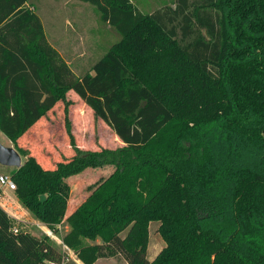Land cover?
<instances>
[{
  "label": "trees",
  "instance_id": "obj_1",
  "mask_svg": "<svg viewBox=\"0 0 264 264\" xmlns=\"http://www.w3.org/2000/svg\"><path fill=\"white\" fill-rule=\"evenodd\" d=\"M78 1L123 41L80 76L32 0H0V134L25 158L10 175L18 200L47 224L65 218L63 244L82 264H264V0H174L151 14ZM69 94L118 147L76 145ZM58 105L69 159L42 164L22 142ZM89 168L107 176L66 217L65 180ZM152 221L166 246L149 261ZM0 264L75 263L0 207Z\"/></svg>",
  "mask_w": 264,
  "mask_h": 264
},
{
  "label": "rangeland",
  "instance_id": "obj_2",
  "mask_svg": "<svg viewBox=\"0 0 264 264\" xmlns=\"http://www.w3.org/2000/svg\"><path fill=\"white\" fill-rule=\"evenodd\" d=\"M130 1L142 14H151L165 5L174 3V0ZM30 10L40 18L48 43L69 64L76 76L89 72L93 64L109 50L123 47L119 34L108 24L102 23L95 8L88 3L78 0H32ZM68 99L75 101L72 104L73 108L69 107V113L73 117L76 145L89 151H98L102 148L114 149L120 145L113 132L102 121L94 118L87 107L80 102L75 106L78 101L72 94L68 95ZM57 107L55 113H50L45 126L39 130V135H28L22 142L23 147L42 164L50 165L52 162L55 164L57 161L69 159L68 156L64 157L65 152L61 150L64 147L61 143L64 142L65 137L63 106ZM0 143L13 147L2 134H0ZM49 144L52 145L48 147ZM21 159L23 166L25 158L21 156ZM14 171L13 168L0 166V174L10 176ZM106 176L107 174L102 170L89 168L65 180L70 189L66 217ZM14 199L16 202L11 205L12 208L9 207L11 214L9 217L13 220V225L16 227L20 225L34 237L50 240L66 261L74 263L79 261L73 252L62 244L63 238L70 230L69 225L64 221L65 218L59 223L47 224L27 210L13 193ZM158 226L159 223L156 221L149 223L150 242H153L156 248L162 249L166 243L157 232ZM48 232L52 233L51 238L48 237ZM153 251L155 252L156 249L151 247L149 256H153Z\"/></svg>",
  "mask_w": 264,
  "mask_h": 264
},
{
  "label": "crops",
  "instance_id": "obj_3",
  "mask_svg": "<svg viewBox=\"0 0 264 264\" xmlns=\"http://www.w3.org/2000/svg\"><path fill=\"white\" fill-rule=\"evenodd\" d=\"M66 64L69 66V64L66 62ZM70 67V66H69ZM71 69V68H70ZM73 72V71H72ZM74 73V72H73ZM79 105V104H78ZM84 106V105H83ZM11 147V146H8ZM16 202V200H13V194L10 192H6V195L0 200V207L8 214L11 216L9 212V207ZM7 206V207H6ZM12 208V207H11ZM74 209L71 210V212ZM70 212V213H71ZM159 227V226H158ZM158 230V229H157ZM149 231V229H148ZM151 244V245H150ZM151 247L155 248L156 251L154 252L153 256H149V251L151 250ZM163 249V248H162ZM159 248L155 247V244L150 242V232H149V237H148V247H147V259L149 261H152L155 256L162 250ZM76 264H82L80 261H75ZM94 264H126L123 259L115 257V258H109V259H98Z\"/></svg>",
  "mask_w": 264,
  "mask_h": 264
},
{
  "label": "water",
  "instance_id": "obj_4",
  "mask_svg": "<svg viewBox=\"0 0 264 264\" xmlns=\"http://www.w3.org/2000/svg\"><path fill=\"white\" fill-rule=\"evenodd\" d=\"M0 166L19 169L22 166L20 154L13 147L4 146L0 143ZM44 199V196L40 197L41 202Z\"/></svg>",
  "mask_w": 264,
  "mask_h": 264
},
{
  "label": "built area",
  "instance_id": "obj_5",
  "mask_svg": "<svg viewBox=\"0 0 264 264\" xmlns=\"http://www.w3.org/2000/svg\"><path fill=\"white\" fill-rule=\"evenodd\" d=\"M16 190V186L12 181L11 177L7 174H0V200L6 195V192L14 193ZM13 233H17V228H13ZM48 237H52V233H47ZM63 244V242H62ZM64 247H66L63 244ZM67 248V247H66ZM68 249V248H67Z\"/></svg>",
  "mask_w": 264,
  "mask_h": 264
}]
</instances>
